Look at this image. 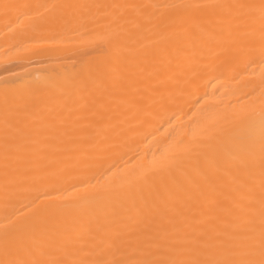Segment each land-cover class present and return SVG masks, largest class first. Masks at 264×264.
Returning <instances> with one entry per match:
<instances>
[{"label": "bare ground", "instance_id": "bare-ground-1", "mask_svg": "<svg viewBox=\"0 0 264 264\" xmlns=\"http://www.w3.org/2000/svg\"><path fill=\"white\" fill-rule=\"evenodd\" d=\"M61 2L0 0L20 5L7 12L0 7V259L6 236L14 240L20 226L43 219L83 234L86 241L90 230L132 237L154 231L160 223V192L170 180L159 163L213 125L258 111L264 99V61L258 52L231 56L232 36L224 33L213 41L206 34L203 43L187 45L198 71L182 99H158L140 111L132 101L154 85L152 53L159 38L176 27L175 18L164 7L111 6L190 0H73L101 7L80 9L68 24L51 22L61 15L59 9L23 7ZM253 27L258 33V19ZM53 33L58 43L48 42ZM129 49L135 55L122 61V71L102 88L89 91L72 80L83 65ZM180 63L183 66V58ZM177 71L172 67L165 75ZM5 89L36 91L39 96L23 131L15 126L7 130V163ZM256 184L258 195V177ZM238 194L231 178L225 177L214 197L229 207ZM207 209V204L179 200L169 214L182 213L176 220L187 231L223 227L224 212L217 208L210 215Z\"/></svg>", "mask_w": 264, "mask_h": 264}, {"label": "snow or ice", "instance_id": "snow-or-ice-1", "mask_svg": "<svg viewBox=\"0 0 264 264\" xmlns=\"http://www.w3.org/2000/svg\"><path fill=\"white\" fill-rule=\"evenodd\" d=\"M19 6L0 4L5 12ZM23 7L43 8L45 11L59 9L61 15L51 17V22L68 24L80 9L101 6L64 0ZM111 7H164L171 9L175 18L173 24L176 27L159 38L158 47L152 53L155 64L150 78L154 85L146 95L132 101L140 111L158 99L175 103L182 99L184 88L195 79L198 71L187 45L194 46L198 41L203 43L206 34L215 41L227 33L233 37L229 55L258 52L264 61V0H259L258 4L246 0H190L177 4ZM257 19L258 33L253 27ZM48 42L58 43L57 35L53 33ZM134 55L135 51L129 49L124 53L117 52L103 62H89L74 73L72 80L89 91L102 88L106 80H114L122 71L121 62ZM172 67L178 71L165 75ZM38 99L36 91L25 93L5 89L6 163L11 144L7 130L15 126L18 132H22V125L27 123ZM158 168L170 173V180L160 192L156 213L160 223L154 231L132 237L119 232L112 236L101 229L90 230V239L86 241L83 234L43 219L20 226L14 240L5 237L4 258L0 259V264H264V99L258 111L245 112L226 124L213 125L210 131L193 137L180 153L165 157ZM225 177L231 178L239 193L229 207H224L214 197L216 188ZM179 200L207 204L210 215L219 208L225 214L221 219L224 226L187 231L176 220V216H182V213L169 214V209H174ZM183 220L186 222L187 217Z\"/></svg>", "mask_w": 264, "mask_h": 264}]
</instances>
